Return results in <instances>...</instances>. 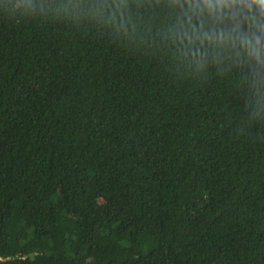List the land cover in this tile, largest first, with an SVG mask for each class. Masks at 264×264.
Instances as JSON below:
<instances>
[{
  "label": "trees",
  "instance_id": "trees-1",
  "mask_svg": "<svg viewBox=\"0 0 264 264\" xmlns=\"http://www.w3.org/2000/svg\"><path fill=\"white\" fill-rule=\"evenodd\" d=\"M12 17L0 264H264V125L238 133L228 79L87 21Z\"/></svg>",
  "mask_w": 264,
  "mask_h": 264
},
{
  "label": "clouds",
  "instance_id": "clouds-1",
  "mask_svg": "<svg viewBox=\"0 0 264 264\" xmlns=\"http://www.w3.org/2000/svg\"><path fill=\"white\" fill-rule=\"evenodd\" d=\"M37 11L151 41L181 75L214 71L243 99L238 133L264 125V0H9L0 9L13 19Z\"/></svg>",
  "mask_w": 264,
  "mask_h": 264
}]
</instances>
